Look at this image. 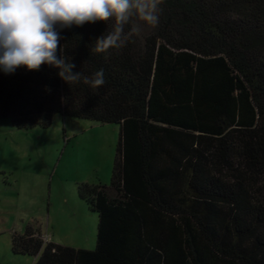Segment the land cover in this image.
Here are the masks:
<instances>
[{"label": "trees", "instance_id": "trees-1", "mask_svg": "<svg viewBox=\"0 0 264 264\" xmlns=\"http://www.w3.org/2000/svg\"><path fill=\"white\" fill-rule=\"evenodd\" d=\"M159 25L92 53L112 21L60 31V47L105 84L58 69L0 71V118L30 129L53 116L119 127L109 184H83L94 249L14 232L34 264H264V0H164ZM127 30V28H126ZM59 55V53H58Z\"/></svg>", "mask_w": 264, "mask_h": 264}, {"label": "rangeland", "instance_id": "rangeland-1", "mask_svg": "<svg viewBox=\"0 0 264 264\" xmlns=\"http://www.w3.org/2000/svg\"><path fill=\"white\" fill-rule=\"evenodd\" d=\"M118 137L113 123L61 114L30 129L0 118V264H34L12 249L13 233L30 227L57 244L96 247L98 215L79 189L110 183Z\"/></svg>", "mask_w": 264, "mask_h": 264}, {"label": "clouds", "instance_id": "clouds-1", "mask_svg": "<svg viewBox=\"0 0 264 264\" xmlns=\"http://www.w3.org/2000/svg\"><path fill=\"white\" fill-rule=\"evenodd\" d=\"M164 0H0V71L12 74L18 68L39 71L47 64L58 69L68 85L83 82L94 89L105 84L104 70L91 76L76 67L60 47L62 29L85 23L112 21L90 48L92 53L121 49L141 32L142 25H159ZM127 28V30H126ZM59 53V55H58Z\"/></svg>", "mask_w": 264, "mask_h": 264}, {"label": "crops", "instance_id": "crops-1", "mask_svg": "<svg viewBox=\"0 0 264 264\" xmlns=\"http://www.w3.org/2000/svg\"><path fill=\"white\" fill-rule=\"evenodd\" d=\"M40 233L42 234V236L49 235V241H52L53 242V240L51 239L52 238V235L50 234V232L48 230L45 231V232L40 231Z\"/></svg>", "mask_w": 264, "mask_h": 264}, {"label": "built area", "instance_id": "built-area-1", "mask_svg": "<svg viewBox=\"0 0 264 264\" xmlns=\"http://www.w3.org/2000/svg\"><path fill=\"white\" fill-rule=\"evenodd\" d=\"M45 242H49V235H44L42 236Z\"/></svg>", "mask_w": 264, "mask_h": 264}]
</instances>
